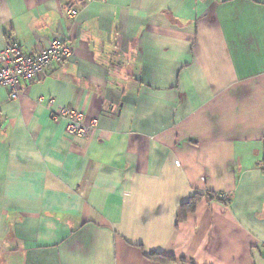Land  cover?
Returning a JSON list of instances; mask_svg holds the SVG:
<instances>
[{"label":"crops","instance_id":"0c3cea01","mask_svg":"<svg viewBox=\"0 0 264 264\" xmlns=\"http://www.w3.org/2000/svg\"><path fill=\"white\" fill-rule=\"evenodd\" d=\"M58 39L0 88V264H264V0H0V54Z\"/></svg>","mask_w":264,"mask_h":264},{"label":"built area","instance_id":"2783aa9c","mask_svg":"<svg viewBox=\"0 0 264 264\" xmlns=\"http://www.w3.org/2000/svg\"><path fill=\"white\" fill-rule=\"evenodd\" d=\"M69 15L75 18L77 12L70 10ZM72 55V47L60 39L37 54H27L20 45L11 44L0 54V88L10 91L11 100H18L24 85L37 80L52 65L64 64ZM47 103L52 106L54 100L49 99ZM52 118L54 121H66V134L73 139H88L98 126L97 120L87 124L84 113L74 108H62L52 114Z\"/></svg>","mask_w":264,"mask_h":264},{"label":"trees","instance_id":"16d2710c","mask_svg":"<svg viewBox=\"0 0 264 264\" xmlns=\"http://www.w3.org/2000/svg\"><path fill=\"white\" fill-rule=\"evenodd\" d=\"M264 166V161L262 162ZM204 196L196 195L192 199L189 200V202L180 208L179 218L182 220H185L188 215L194 213L197 209L198 204L203 201ZM148 260L158 263V264H170V263H183V264H192L191 262H188L186 259H177L175 257H167L160 254H150L148 257Z\"/></svg>","mask_w":264,"mask_h":264}]
</instances>
